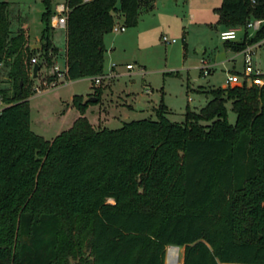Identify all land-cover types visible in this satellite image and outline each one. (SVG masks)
Segmentation results:
<instances>
[{
    "label": "trees",
    "instance_id": "1",
    "mask_svg": "<svg viewBox=\"0 0 264 264\" xmlns=\"http://www.w3.org/2000/svg\"><path fill=\"white\" fill-rule=\"evenodd\" d=\"M154 1L65 0L64 78L102 74L115 14L135 26ZM42 3L41 47L31 49L27 26L12 31L11 3L0 0V65L11 81L0 88V264H164L170 245L169 264H180L178 247L182 264H264V84L211 88L180 122L160 102L155 119L115 129L84 116L100 99L95 87V101L72 96L80 116L46 139L29 107L31 57L39 50L38 65L51 66L58 51L55 9ZM214 11L224 28L261 20L225 47L264 38V0H222Z\"/></svg>",
    "mask_w": 264,
    "mask_h": 264
},
{
    "label": "rangeland",
    "instance_id": "2",
    "mask_svg": "<svg viewBox=\"0 0 264 264\" xmlns=\"http://www.w3.org/2000/svg\"><path fill=\"white\" fill-rule=\"evenodd\" d=\"M3 1L11 3L12 31L24 25L31 36L41 32L44 26L41 20L44 10L42 0ZM221 1L185 0L182 4L181 1L157 0L153 10L141 14L135 26H124V31L111 30L106 33L103 36L105 50L102 72H111L114 76L103 78L94 87L91 77L84 76L45 93L30 96L31 129L46 139L68 129L78 112L75 107L66 110V102L71 103L74 94L96 98L95 87L101 88L100 99L99 103L92 104V114L88 115L89 122L95 128L101 127L103 121L100 118L103 117L107 118L104 126L110 129L119 128L123 122L134 119H155V108L160 102L168 108L167 117L172 121H182L188 109L198 112L211 97L209 89L227 87V76L243 70V58L237 56L235 60L229 59V54L238 52L226 53L224 41L219 38L221 24L217 23L214 7L220 5ZM59 3H65V0H52L53 8ZM119 18L116 13V26L123 24ZM53 28L52 40L54 35L56 39L58 37L56 44L61 53L64 51V28ZM162 36L175 38L176 42L167 44L162 41ZM57 55L58 51L54 61L58 59ZM34 56L39 60L41 51L37 50ZM253 59L264 70V46L255 50ZM202 60L216 65L208 75L201 73ZM128 63L132 68H127ZM112 64L116 65L111 71ZM49 68L46 65L45 70ZM7 71V66L0 65V88L11 87ZM35 83L38 81L33 82L32 86ZM225 105L227 119L234 123L236 115L231 103L227 101ZM170 247H166L164 264H168ZM178 248L182 264L183 248ZM71 264H74V260H71Z\"/></svg>",
    "mask_w": 264,
    "mask_h": 264
},
{
    "label": "built area",
    "instance_id": "3",
    "mask_svg": "<svg viewBox=\"0 0 264 264\" xmlns=\"http://www.w3.org/2000/svg\"><path fill=\"white\" fill-rule=\"evenodd\" d=\"M87 1V0H85ZM55 14L52 15L50 24L52 27H60L65 28V12L67 11V7L64 3H60L56 5ZM261 23L260 19H251L249 20L245 27L242 26H233V27H226L223 28L219 32V38L223 41H234L241 38L243 36L244 31H248V36H250L253 31H255ZM125 27L123 25L116 26L113 25L112 30L115 31H123ZM175 38H167L166 36H162V41L165 43H172L175 42ZM264 46V38L250 43L246 45L240 52L243 58V70L242 72H234L227 76L226 83L228 86H261L264 84V70L255 64L253 55L257 48ZM203 66L201 67V73L203 75H208L211 72L212 65L209 64L207 61L202 60ZM38 64V59L33 56L30 59V77L33 82L38 81V83L32 86V90L34 94H42L45 93L53 88H56L60 85H63L68 80H66L63 76V68H60L57 64H53L50 68L46 71V66L39 67L36 76L33 77V66ZM127 68H132L131 64L127 65ZM46 71V72H45ZM50 76H55L54 79H49ZM111 74H99L96 76L91 77V80L94 84H99L103 78L110 77ZM33 94V95H34ZM2 94L0 93V111L6 106Z\"/></svg>",
    "mask_w": 264,
    "mask_h": 264
},
{
    "label": "crops",
    "instance_id": "4",
    "mask_svg": "<svg viewBox=\"0 0 264 264\" xmlns=\"http://www.w3.org/2000/svg\"><path fill=\"white\" fill-rule=\"evenodd\" d=\"M157 0H155L154 1V5H155V2H156ZM165 1H170V0H165ZM173 1H175V2H177V1H181L182 2V4H184V2H185V0H173ZM60 4V3H59ZM154 5H153V7H154ZM219 6V5H218ZM215 7H217V6H215ZM214 7V8H215ZM152 10H153V8H152ZM151 10V11H152ZM148 12H150V11H148ZM148 12H145V13H148ZM119 14V16H120V20H122V16L120 15V13H118ZM143 14V13H142ZM217 18H218V16H217ZM120 25V24H119ZM224 28V26H222L221 25V30ZM220 30V31H221ZM124 31V30H123ZM219 31V32H220ZM121 32V31H120ZM55 34V33H54ZM40 37H41V32L39 33V34H37V35H34V36H31L30 35V32H29V45H30V47L31 46H34L35 47V49L36 48H40L41 47V42H40ZM240 38V37H239ZM57 40H59L58 39V37H57V39H56V35H54V40H53V42H54V44L56 45V47L58 48V45L56 44V41ZM63 40L65 41V32H63ZM182 41H185L184 40V36H183V38H182ZM175 42H176V40H175ZM168 44V43H167ZM225 49H226V53H231V52H234V51H232L230 48H226L225 47ZM58 53H59V55H57V57H58V59L56 60V61H54L53 62V64L55 63V64H57L60 68H63L64 69V55H63V51L60 53V51H59V49H58ZM237 56H241V58H242V55H241V52L239 51L237 54H229V59L231 58V60H235L236 59V57ZM128 64H130V63H128ZM127 64V65H128ZM115 65L116 64H112L111 65V71H112V69H114L115 68ZM126 65V66H127ZM212 65V69H211V71L212 70H214V68L216 67V65L215 64H211ZM129 69V68H128ZM237 72V71H236ZM109 74H111V72H108ZM102 74H106V73H102ZM114 75L113 74H111V76L110 77H113ZM91 77V76H90ZM109 78V77H108ZM77 80V79H76ZM91 80V79H90ZM69 81H74V80H69ZM92 81V80H91ZM93 82V81H92ZM113 83V82H112ZM95 86V84L93 85V87ZM101 89V88H100ZM73 96V95H72ZM104 96V94H103V92H102V96L101 97H103ZM90 97H92V96H89L88 98H90ZM88 98H84V99H88ZM72 99V98H71ZM99 103V102H98ZM70 107H74V106H72V104L71 103H69V102H66V110L68 109V108H70ZM94 106L93 105H89L88 107H87V109H86V111H85V114H84V116H86L87 118H88V115L89 114H92L91 113V110H92V108H93ZM131 107V106H130ZM65 112V111H64ZM77 114L75 115V117H74V120L77 118V117H79L80 116V113H79V111L77 110ZM89 119V118H88ZM98 119H99V117H98ZM106 117H103V118H100V120H102L103 121V124L101 125V127H106V126H104V123H105V121H106ZM74 120H73V122H74ZM89 121H90V119H89ZM72 122V123H73ZM38 134V133H37ZM39 135H41V134H39ZM43 136V135H42ZM44 137V136H43Z\"/></svg>",
    "mask_w": 264,
    "mask_h": 264
},
{
    "label": "water",
    "instance_id": "5",
    "mask_svg": "<svg viewBox=\"0 0 264 264\" xmlns=\"http://www.w3.org/2000/svg\"><path fill=\"white\" fill-rule=\"evenodd\" d=\"M31 49H35V47H34V46H31ZM39 67H40V66H39L38 64H35V65L33 66V69H32V71H33V77L36 76V73H37ZM88 99L93 100V101L96 100L95 97H90V98H88ZM170 246H174V245H170ZM175 247H178V246H175Z\"/></svg>",
    "mask_w": 264,
    "mask_h": 264
},
{
    "label": "bare ground",
    "instance_id": "6",
    "mask_svg": "<svg viewBox=\"0 0 264 264\" xmlns=\"http://www.w3.org/2000/svg\"><path fill=\"white\" fill-rule=\"evenodd\" d=\"M169 264V263H168Z\"/></svg>",
    "mask_w": 264,
    "mask_h": 264
}]
</instances>
